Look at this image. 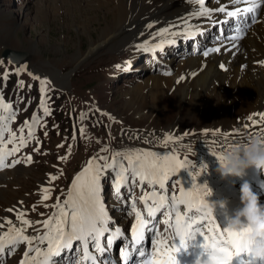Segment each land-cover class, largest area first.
I'll return each mask as SVG.
<instances>
[{"label": "rangeland", "instance_id": "rangeland-1", "mask_svg": "<svg viewBox=\"0 0 264 264\" xmlns=\"http://www.w3.org/2000/svg\"><path fill=\"white\" fill-rule=\"evenodd\" d=\"M124 1L130 3L131 0ZM142 3L141 11H136L132 5L122 18L116 16L118 0H0V55L5 51L19 53L21 57L16 60L25 65L16 69L0 56V85H6L7 92L10 86L20 87L6 94L5 104L13 107L10 113L9 107L5 109L0 105V117L12 119L7 133L9 149H18L12 152V159L6 154L5 163L11 166L0 168V235L11 227H18L17 217L11 221V226L7 225V217L18 213L31 225L21 223L18 229L27 227V233L22 234L32 241L31 244L22 241L20 248L9 257V264H22L25 253L29 255V246L41 242L48 233L55 239V221L51 227L44 222L58 217L61 208L65 210L67 184L74 181L90 160L105 168V175L117 180L121 178V170L129 164L125 156L135 161L137 154H141L138 147L157 148L151 149L153 153L161 150L160 142L165 141L171 149L163 148V154L155 155L166 153L169 158H176L169 159V176L179 170H193L192 167L200 169L197 159L188 158L194 157L188 149L172 144L174 139L178 144L205 134L199 141L205 138L210 139V143L215 142L208 135H215V122L225 115L216 95L226 92L220 89L213 94L207 90L205 99L199 88V77L173 70L180 61L199 57L182 59L188 44L179 42L181 48L165 49L166 53H175V57L181 59L168 60L165 62L168 67L156 64L149 54L139 53L140 50L153 51L132 45L131 41H137L134 39L141 29L164 27L173 16L170 10L161 9L159 0H142ZM6 14L12 17L11 21H6ZM9 29L16 34L18 43L12 36H4ZM101 43L103 46L97 48ZM89 48L95 49L94 53L89 54ZM164 53L162 58H167ZM28 71L35 79L39 77V81H31ZM194 87L195 99L191 102L181 89L190 91ZM25 88L28 89L25 91ZM153 88L160 92L156 101L149 96ZM49 99L50 107L46 104ZM48 110L55 116H47ZM4 124V120L0 121V132L7 126ZM176 125L178 127L171 131ZM250 126H242L235 132L245 136L253 129ZM30 130L35 134L31 138L28 137ZM3 144L0 140V145ZM146 149L150 150H142ZM28 157H31L30 162ZM156 159L164 161L159 157L147 160ZM177 161L181 167L177 166ZM133 179L141 182L138 176L134 175ZM170 183L178 193L180 180L170 179ZM103 197L115 210L118 201L109 194L108 183Z\"/></svg>", "mask_w": 264, "mask_h": 264}, {"label": "snow or ice", "instance_id": "snow-or-ice-1", "mask_svg": "<svg viewBox=\"0 0 264 264\" xmlns=\"http://www.w3.org/2000/svg\"><path fill=\"white\" fill-rule=\"evenodd\" d=\"M196 3L200 4L202 6V13L208 14L211 10L203 8V5L205 4V0H195ZM248 6L243 9L244 13H247L250 17L252 22H256V15L255 13L264 7V0H246ZM220 12H225L228 17H236L240 14V9H237L235 11H226L225 7H220L216 9ZM264 14V13H262ZM237 32H240V29H237ZM241 35H235L231 37L232 40H239L241 39ZM140 47H144L141 45ZM156 47H159L157 45ZM154 51V49H151ZM215 51L219 52V48L209 49L208 51L204 52V55H208L209 52ZM127 63V62H126ZM264 63V62H261ZM119 67V65L117 66ZM223 67V66H222ZM4 78L7 79V73H5ZM39 79V77H36ZM22 83V82H21ZM44 83H47L44 81ZM2 99V98H0ZM5 109L10 107L9 105H3ZM260 121L264 122V114L260 115ZM253 123H257L256 121H253ZM238 135V134H233ZM259 137L264 141V124H262V127L259 130L258 133ZM171 137H169L170 139ZM247 141L244 140L242 137L237 141L236 144H244ZM18 151V149H13L12 152ZM12 152L7 153V155H11ZM116 155H121L120 153H117ZM141 155L144 156H152L153 153H144V154H137L135 161H133V158L131 156H125V159L128 160V163L132 169V172L135 176H138L141 181H148L150 184H158L160 189L163 190L165 188V180L168 179V172L164 171L160 173V177L157 178L155 174H150L145 169V164L141 160ZM29 162L31 161V157L27 158ZM63 159V157L61 158ZM165 159H172L176 160L175 157L165 158ZM223 156H220L218 158V161L222 162ZM19 161H17L18 163ZM5 166H11V164L5 163V155L0 154V168ZM155 167V164L152 165ZM177 166L181 167L182 165L179 164V161H177ZM141 169H144L141 171ZM101 169L97 167L94 164L93 160H90L88 162V166L85 167L75 178L72 184L73 192H75V197L73 196V193L70 192L68 196V200L65 201V205L71 206V211L67 212L63 208H61L59 212V216H54L48 221H45V225L48 227H51L53 224V221H55V231H56V237H55V246H53L52 238L51 237H44L43 239H48L49 244V256L53 255H59V252L61 249H66L72 247V241H82L84 244V258L85 260H91L93 261V264H95V257L91 255L87 250V244L89 238L95 240L97 242L96 244V250L99 252H104L105 247H101L99 244V237L108 231V229L105 227V225L108 223L109 218L107 217L105 210L100 202L99 199V172ZM126 170H121V178L116 181L115 184V191L116 194H120V187L121 184L126 182L127 177L124 175V172ZM174 171V169H173ZM199 175V173H197ZM52 179H56V177H52ZM195 179V176L192 178ZM47 191V190H45ZM157 194L153 193L150 196L142 197L141 199L144 200L145 204L148 205V201L151 200L152 205L147 207V215L151 218L156 215L157 212H161L162 209L165 206V202H178L181 205H187L188 210L192 212V216H188L187 218L183 217L179 211L175 213V233L174 237L178 236V247H173L170 249V251L178 252L181 248H187L188 244L187 242H191L196 240L198 236L203 237V242L199 245V247L202 249V252L200 253L201 257H205L206 254L210 251H217L219 253V256L217 257L216 264H264V261H257L251 255L248 253V243L245 239V234L249 231L247 225H245L244 228L241 229L240 232H232L228 230L227 227H223V231L219 232L215 228L211 229L207 233H205L204 229V221L205 219H211L212 217V208L209 207L207 204L203 202V200L199 201V206L195 207V210L193 211V206L196 203L194 199H190L192 197L191 192H185L183 189L180 190V199L177 201V198L175 196L171 197V201H168V197L165 195H159L158 199L159 202L154 198ZM189 197V198H186ZM44 199L47 200L48 196L45 195ZM59 207V205H56ZM175 207V205H173ZM133 210L135 211V207L133 206ZM9 211H12V209H9ZM197 213H203L201 218L199 220L195 219ZM171 216V213L169 214ZM19 219H21V222L25 225L31 226L30 222L26 219H22V214H18ZM70 218V220H69ZM136 219L137 224L133 225L132 232H133V240L135 243L139 244L144 239V231L147 228L148 222L142 218V215L140 212H136ZM183 221V223H182ZM68 222L69 226L66 232L65 229V223ZM9 224H11V221H8ZM2 227V225H0ZM23 229H18L11 227L8 229L7 233L5 235H10L11 233H15V236H10L8 240H5L3 236H0V254H3L6 250L11 251L12 247L15 244L20 243L21 241L27 242L28 244H31V238L28 236L23 235ZM121 235L120 230H115V236ZM114 237L107 238L106 247H111L113 243ZM31 251V249H29ZM137 251H139L137 249ZM139 255L141 257H145V252L139 251ZM167 255V253H165ZM25 256L27 257V252L25 253ZM123 259L125 261V264L130 259L129 252L125 250L122 253ZM233 257H235V260H233ZM168 261L170 264H178L177 258L173 256H168ZM23 264V262H22ZM45 264H47V260L45 261ZM142 264L144 262L142 261Z\"/></svg>", "mask_w": 264, "mask_h": 264}, {"label": "bare ground", "instance_id": "bare-ground-1", "mask_svg": "<svg viewBox=\"0 0 264 264\" xmlns=\"http://www.w3.org/2000/svg\"><path fill=\"white\" fill-rule=\"evenodd\" d=\"M159 1L161 2V9L170 10L171 12H173L171 20L167 22L166 26L164 27H159L155 29H151L148 27L142 28L140 34L136 37V39L133 38L137 41H131L132 45L138 44L139 48L142 49H160L162 46L174 41L175 38V40H179L181 38H184L185 36L186 38H188L190 35H192L191 38L195 39L202 33L204 29L208 28V26H201L207 23L209 19L212 20L216 18L215 14L218 12L216 9L221 7V4L218 7L212 6L210 4L207 5V0H205L203 8L209 9L211 11L208 14H203L202 6L196 3L195 0ZM132 5H134V9L136 11H141L144 6V3H142V0H131L130 3H127L124 0H118V12L116 16L119 15L120 17L124 18L125 10L127 8L130 9ZM6 16L8 18H5L6 21H11L12 17L7 14ZM122 23L126 24L127 22L123 21ZM124 28L127 29L129 28V26H125ZM159 30H162V33ZM6 35L12 36L14 42L18 43L16 34L12 30H6L4 36L6 37ZM240 43L242 44V50L239 51L238 54L234 57H231L230 55H219L213 58L202 59L199 56L193 59L180 61L178 64H175L173 68V70L178 72V74H185L189 77H199L201 79L199 88L201 92L205 95V99L208 98L206 92L207 90L211 91H208V93L213 94H217L220 89H222L223 92H226L225 95L221 93H218L216 95L220 99V103H222L221 106L225 111L224 117L222 115L221 121H216L213 127V129H215V132L217 133H227L230 131H236L242 126L246 128L247 125H251L250 127H253L254 129L256 128L257 124H264V122L260 121V115L264 114V63H261L264 62L263 25L256 26V29L253 31V33L248 35V37H246ZM172 44H174V42H172ZM141 45H143L144 47H140ZM157 45H159V47H156ZM101 46H103L102 43L99 44L97 48ZM89 49V54H91L95 50L91 48ZM14 55L15 59L21 57L19 53ZM228 59H230V63L227 64ZM174 61L177 60L174 59ZM220 66H223L222 68L225 69V71H220ZM244 66L245 69H243ZM257 66H261L263 70H258ZM168 85L169 84H167V86ZM203 88L206 90H202ZM181 90L184 92L185 95L189 96L191 102L194 101L195 87L191 88L190 91H187L186 89ZM158 91L159 89L157 88H153L150 91L149 96L153 101L158 100L157 96L158 94H160V92L158 93ZM253 121H256L257 123L254 124ZM177 127L178 125L174 126L170 130L174 131ZM256 136H259L258 133H252L244 137V140L247 141L248 139ZM165 140L167 141V139ZM174 140L172 142L173 145L185 148L187 147L188 149L195 151L200 157H210L211 161L213 162L215 156L218 158L220 156H223L225 152H227L231 147L236 145L239 139L231 140V138L227 139L217 137L212 139V141L215 142L210 143L208 142L210 141V139L203 138V140H200L198 142L193 141L194 143L187 142L186 140L184 141V143L178 144H176ZM219 140H222L223 144ZM163 148L164 150H168L171 149V146L164 141L162 149ZM162 149L153 151V154L163 151ZM144 152L152 153V150L146 149ZM150 162L152 161L150 160ZM218 176L220 175L218 174ZM202 181L207 183V181L204 179ZM187 188L188 186H186L185 189ZM228 188L229 184L226 182V184L223 186L222 189H220V191L213 190L210 192L208 198L214 202L216 208H220L218 202L222 200L223 196H228ZM16 215H18V213ZM16 215H10L11 217H7L8 221L14 220V217H17ZM7 225H9V223Z\"/></svg>", "mask_w": 264, "mask_h": 264}, {"label": "clouds", "instance_id": "clouds-1", "mask_svg": "<svg viewBox=\"0 0 264 264\" xmlns=\"http://www.w3.org/2000/svg\"><path fill=\"white\" fill-rule=\"evenodd\" d=\"M249 168L264 170V141L259 136L248 139L244 144H236L225 152L216 172L222 178L242 177ZM240 202L242 207L229 218L226 227L235 233L247 225L249 231L245 239L248 253L255 260L264 261V206L259 203L258 195L248 182L240 187ZM218 203L221 207L225 206L224 201ZM218 256L219 253L213 250L205 257L197 256L194 264H216Z\"/></svg>", "mask_w": 264, "mask_h": 264}, {"label": "water", "instance_id": "water-1", "mask_svg": "<svg viewBox=\"0 0 264 264\" xmlns=\"http://www.w3.org/2000/svg\"><path fill=\"white\" fill-rule=\"evenodd\" d=\"M2 58H6V59H8L11 63H13V64H18V60H16L15 59V55H14V53H11V52H8V51H5V52H3L2 53Z\"/></svg>", "mask_w": 264, "mask_h": 264}]
</instances>
